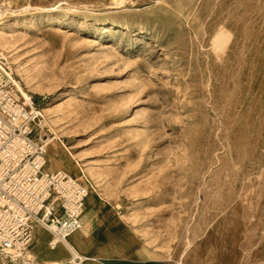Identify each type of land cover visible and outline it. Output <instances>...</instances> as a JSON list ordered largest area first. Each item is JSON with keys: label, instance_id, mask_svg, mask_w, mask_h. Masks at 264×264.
I'll list each match as a JSON object with an SVG mask.
<instances>
[{"label": "rangeland", "instance_id": "1", "mask_svg": "<svg viewBox=\"0 0 264 264\" xmlns=\"http://www.w3.org/2000/svg\"><path fill=\"white\" fill-rule=\"evenodd\" d=\"M0 35L99 214L80 257L108 230L158 264L264 261V0H0Z\"/></svg>", "mask_w": 264, "mask_h": 264}, {"label": "built area", "instance_id": "2", "mask_svg": "<svg viewBox=\"0 0 264 264\" xmlns=\"http://www.w3.org/2000/svg\"><path fill=\"white\" fill-rule=\"evenodd\" d=\"M22 89L0 54V255L12 262L24 261L33 223L50 232L52 246L65 240L78 228L89 194L66 171L46 169L51 131L40 104Z\"/></svg>", "mask_w": 264, "mask_h": 264}, {"label": "bare ground", "instance_id": "3", "mask_svg": "<svg viewBox=\"0 0 264 264\" xmlns=\"http://www.w3.org/2000/svg\"><path fill=\"white\" fill-rule=\"evenodd\" d=\"M8 44L9 43H8L7 39L4 36L0 35V54L1 55H3V53H7L8 52L7 51L8 48H9ZM22 91H23V93L26 96H28V93H26L24 91V89H22ZM48 110L49 109H45L44 112H47ZM54 141H55V139H53L50 143L48 141L47 142H48V144H51ZM45 150H46V148H45ZM59 159H60V156H58L57 153L52 156V160L56 164L59 163ZM47 164H48V161H47ZM46 169L48 171L52 172V170H50L48 168V165L46 166ZM73 178H75V177H73ZM75 179H77V178H75ZM77 180L83 182L80 179H77ZM94 224H95V221H94L93 218L90 217L86 221L82 220L80 222V216H79V226H78V228L74 232H72L71 234L66 236L65 240H60L53 246L49 242V246L52 247V248L56 247L57 245H60V244L62 245L59 248L50 249L48 247V245H47L50 232L43 225L38 224V223H33V225H32L33 238H32V241H31V244H32L33 239H34L33 245L31 247L33 255L31 254V251H30V246H31V244H30L29 247L25 251H23L21 253L24 261H20V262L14 261V262H12L8 258L0 255L1 260H3V263L0 260V264H5V263H7V264H27L28 262L30 264H37V262L39 264H61L64 261H66V259L68 258V251L71 254V259L69 261H71L72 259L74 260V258L76 256L80 260H82V262L85 261V260H92V261H97L98 262L96 257L82 258L76 252V246L81 245L86 240L89 241L91 239V233L93 231ZM50 236H51V234H50ZM156 255L157 254H153V253L147 252V253H144L143 255H139L138 254V257L153 258V257H157ZM101 258H102V256H101ZM75 264H80V263L76 262ZM177 264H183V262L182 261H178Z\"/></svg>", "mask_w": 264, "mask_h": 264}, {"label": "crops", "instance_id": "4", "mask_svg": "<svg viewBox=\"0 0 264 264\" xmlns=\"http://www.w3.org/2000/svg\"><path fill=\"white\" fill-rule=\"evenodd\" d=\"M88 199L86 201V207L89 205ZM82 214H83V212H82ZM82 214L80 215V222L82 220L86 221L90 217L94 218L95 220L96 219L98 220V215H99L98 213H94L91 216H86V218H82ZM102 223H103V227L106 228V230H107V225L112 224L113 227H115V225H116L112 220H108V219L104 220ZM95 225H96V222L94 224V228H93V231L91 233L90 241H92V239L94 238L92 236V234H93V232H95ZM100 235H101L100 233L95 234V239H94L95 243H94V245H91L93 247L92 248V253H94L93 256H96V255L98 257L100 255L102 256V258H98L97 264H104L102 262V260H104V259H109V261H112L113 264H158L161 261V260H157L155 258L138 257V254H136L135 256H130L129 255V246L124 249L118 240H114L110 237L111 234H110V231H108V230L106 231V234H104L102 236H100ZM120 237L125 239L128 242L125 235H120ZM50 240H51V236L49 234V239H48L47 245L50 249L59 248L60 246H62L60 244V245H57L56 247L52 248L49 246ZM33 242H34V239H33ZM33 242L30 246V251H31L32 255H33V252L31 250V247L33 245ZM87 242L88 241L86 240L84 243H87ZM68 256H69V258H71V254L69 251H68ZM85 257L90 258L88 256H85ZM117 258L123 259V260H119V259L117 260ZM110 259H114V260H110ZM136 260H142V261H136ZM154 260H157V261H154ZM109 261L106 262V264H109L110 263ZM37 264H39V263L37 262ZM83 264H84V261H83ZM254 264H264V261H259V262H256Z\"/></svg>", "mask_w": 264, "mask_h": 264}]
</instances>
